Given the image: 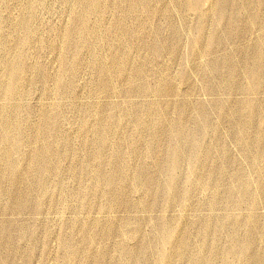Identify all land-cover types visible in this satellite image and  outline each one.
Returning a JSON list of instances; mask_svg holds the SVG:
<instances>
[{
  "label": "rangeland",
  "instance_id": "obj_1",
  "mask_svg": "<svg viewBox=\"0 0 264 264\" xmlns=\"http://www.w3.org/2000/svg\"><path fill=\"white\" fill-rule=\"evenodd\" d=\"M89 1L0 0V264H264V97L242 106L264 33L244 0Z\"/></svg>",
  "mask_w": 264,
  "mask_h": 264
},
{
  "label": "bare ground",
  "instance_id": "obj_2",
  "mask_svg": "<svg viewBox=\"0 0 264 264\" xmlns=\"http://www.w3.org/2000/svg\"><path fill=\"white\" fill-rule=\"evenodd\" d=\"M244 2H245V5H244V9H245V12H246V15H248V16H250L251 18H252V24L253 25H255L256 27H259L260 29H261V31L264 33V26L263 25H259L258 24V18H259V15H258V13L256 12V8H257V6H259V5H261V4H264V0H244ZM89 5H90V12H94V10H96L97 9V7L100 5V0H90L89 1ZM226 3L225 2H223V3H220L219 5H218V11H219V13L221 14V15H223L225 12H226ZM86 19H87V14H85V15H83L82 17H81V19H80V23L81 24H84L85 22H86ZM250 20V19H249ZM246 22H248V21H246ZM235 24V23H234ZM242 26V25H241ZM237 27V26H236ZM221 28V27H220ZM201 30V29H200ZM231 30V29H230ZM232 33V32H231ZM234 33V32H233ZM176 35V34H175ZM219 35V34H218ZM230 36V35H229ZM218 36H216V39H218L217 38ZM200 39H201V31H200V33H199V35L198 36H196L195 37V41L197 42V43H199L200 42ZM216 41V40H215ZM212 42H213V40H212ZM211 42V43H212ZM229 42V41H228ZM260 43L258 44L259 45V47H258V45H257V47H258V50H257V55H256V57H255V59L254 60H251V62L247 65V66H245V73H246V75H247V77H248V82H247V86H246V93H247V98H246V100L243 102V109L245 110V112H243V114L244 115H246V116H248V114L250 113V114H255L253 111L254 110H256V108H258L259 106L261 107V105L259 104V103H263V102H259L260 100V98L262 97V99H263V97H264V90H260V89H257V85H259L262 81H263V79H264V35L263 36H261V38H260V41H259ZM211 43H210V45H211ZM215 44L214 45H216V42H214ZM204 45V44H203ZM210 45H208L207 46V50L210 48ZM214 48H215V46H213ZM212 47V48H213ZM163 48V45L162 46H160L159 47V50H161ZM213 48V49H214ZM229 55H230V53H229ZM233 55V54H232ZM234 57V56H233ZM232 57V58H233ZM228 58V55H226V59ZM213 59H215V58H213ZM234 59V58H233ZM212 60V59H211ZM218 61V60H217ZM224 61V60H223ZM230 61V60H229ZM228 61V62H229ZM248 61H249V59H248ZM213 62V61H212ZM225 63H227V61L225 62ZM222 64V63H221ZM231 64V63H230ZM229 64V65H230ZM232 64H234L233 62H232ZM238 65H239V63H238ZM113 67H115L116 69H117V71L119 70V71H122L123 69H124V67L122 66V65H114L113 64ZM218 67H219V65H218ZM221 67V66H220ZM226 67V66H225ZM227 67H229V66H227ZM222 68H223V66H222ZM220 69V68H219ZM106 70V69H105ZM105 70H103L102 72H104ZM204 70V69H203ZM213 70V69H212ZM212 70L210 71V73H212ZM231 70V69H230ZM229 70V71H230ZM214 71V70H213ZM232 71V70H231ZM230 71V72H231ZM205 72V71H204ZM208 72V71H207ZM228 73V72H227ZM226 73V74H227ZM18 74V73H17ZM17 74H16V78H18L17 77ZM228 74H230V73H228ZM206 75V74H205ZM214 75V74H213ZM216 75V74H215ZM214 75V76H215ZM231 75H232V73L230 74V77H231ZM234 75L235 74H233V77H234ZM212 76V75H211ZM228 77V76H227ZM226 77V78H227ZM15 78V80L14 81H16L17 79ZM215 78V77H214ZM236 78V77H235ZM162 79V78H161ZM216 79V78H215ZM229 79V78H228ZM234 79V78H233ZM237 79V78H236ZM236 79H234V80H236ZM214 80V79H213ZM213 80H212V82H213ZM227 81V80H226ZM229 81V80H228ZM215 82V81H214ZM213 82V83H214ZM230 82H232V81H230ZM234 82V81H233ZM212 83V84H213ZM227 83V82H226ZM229 83V82H228ZM160 84V83H159ZM211 84V85H212ZM230 84V83H229ZM233 84V83H232ZM236 84V83H235ZM211 85H210V87H211ZM227 86H228V84H227ZM226 86V87H227ZM135 87V86H134ZM209 87V88H210ZM214 87V86H213ZM230 87V86H229ZM235 87V86H234ZM239 87V86H238ZM260 87V86H259ZM15 88L16 89H18V87L17 86H15ZM263 88V87H262ZM141 89V88H140ZM213 89V88H212ZM211 89V90H212ZM222 89V88H221ZM264 89V88H263ZM208 90V89H207ZM223 90V89H222ZM229 90V89H228ZM232 90V89H231ZM230 90V91H231ZM209 91H210V89H209ZM213 92V91H212ZM164 93H166V91H164V88L162 87V85H161V87L160 86H158L157 87V94H164ZM210 93V92H209ZM262 101V100H261ZM221 102V101H220ZM219 104H221V103H219ZM263 106V105H262ZM261 110V108H258V110ZM263 109V108H262ZM182 111H183V109L182 108H180L179 109V112H180V114H182ZM257 111V110H256ZM253 112V113H252ZM259 114V113H258ZM206 115V114H205ZM252 115H250V117L252 116ZM261 115V114H260ZM259 115V116H260ZM263 116V115H262ZM221 117V116H220ZM222 117H223V115H222ZM245 117V116H244ZM249 118V117H248ZM247 117H246V119H245V121L243 122V126L242 127H248V126H250V124L252 123V121H250L249 119H248ZM260 119L262 120V118L260 117ZM208 120V119H207ZM251 120H252V118H251ZM4 126L6 127V128H13L14 130H15V135H16V137L17 136H19L20 135V125H19V121H15V122H8V121H5L4 122ZM176 126H177V131L175 132V135H176V138L177 139H180V138H182L183 137V134L180 132V131H178V127H179V124L177 123L176 124ZM262 134V133H261ZM239 135V134H238ZM257 141H260L259 140V136L257 137V139H256ZM238 141V140H237ZM261 142V141H260ZM177 142H175V144H176ZM241 142H239V144H240ZM245 143V142H244ZM251 144V143H250ZM258 144V143H257ZM260 144V143H259ZM242 145V144H241ZM17 146H20L19 145V143L18 142H16V141H3V146H2V151H3V156H4V159H3V161H2V164H5V165H10L11 163H12V160H11V158H10V155L12 154V152H13V150L17 147ZM242 146H244V144L242 145ZM262 146V145H261ZM251 147V146H250ZM261 149V148H260ZM245 153H248V154H250L249 153V147H248V150H247V147L245 148ZM260 152V151H259ZM263 153V152H262ZM248 154H245V155H248ZM185 155V151H184V149H181V145L180 144H178V149H177V155L175 156V162H179L180 161V159L181 158H183V156ZM258 155V154H257ZM256 155V156H257ZM187 156V155H186ZM249 156V155H248ZM247 157V156H246ZM250 158V157H249ZM247 159H248V157H247ZM259 159V158H258ZM256 161V160H255ZM252 162V161H251ZM241 172H242V169H241ZM239 173V172H238ZM243 174V173H242ZM236 179H238L237 177H235ZM234 178V179H235ZM239 181V180H238ZM260 182V181H259ZM241 185V184H240ZM262 185V184H261ZM110 189V188H109ZM109 191V190H108ZM112 192V191H111ZM111 193H109V196H111L110 195ZM241 194H243L242 192H241ZM112 195H113V193H112ZM113 197V196H112ZM111 197V198H112ZM109 198V197H108ZM109 200H110V198H109ZM219 231V230H218ZM232 235L231 236H233V237H236V231L235 230H232V233H231ZM218 235V234H217ZM205 236V235H204ZM209 247V246H208ZM225 249V248H224ZM206 250V249H205ZM216 251H217V249H216V246H212L211 247V252L213 253V255H214V253H216ZM235 251H242V252H245V247L244 246H242V245H240V246H238L237 247V245H234V246H230L229 248H227L226 249V252H228V253H230V252H235ZM220 253V252H219ZM264 253V252H263ZM143 255H144V253H142ZM216 255V254H215ZM194 259H192V261H193ZM191 264H205V259H203V258H200V257H198L195 261H193V262H191Z\"/></svg>",
  "mask_w": 264,
  "mask_h": 264
}]
</instances>
